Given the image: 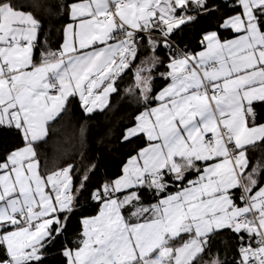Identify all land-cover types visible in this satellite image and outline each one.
I'll use <instances>...</instances> for the list:
<instances>
[{"label":"snow or ice","instance_id":"obj_1","mask_svg":"<svg viewBox=\"0 0 264 264\" xmlns=\"http://www.w3.org/2000/svg\"><path fill=\"white\" fill-rule=\"evenodd\" d=\"M228 6L232 37L206 32L189 52L175 38L210 0H58L55 48L41 18L0 0V133L20 140L0 150V264H46L81 196L99 211L81 218L64 264H264V0ZM122 91L135 108L118 140L134 147L118 175L90 189L96 164L77 183L73 163L42 162L74 103L91 119ZM225 233L232 261L213 254Z\"/></svg>","mask_w":264,"mask_h":264},{"label":"trees","instance_id":"obj_2","mask_svg":"<svg viewBox=\"0 0 264 264\" xmlns=\"http://www.w3.org/2000/svg\"><path fill=\"white\" fill-rule=\"evenodd\" d=\"M17 4L25 11H32L41 18L44 24V31L41 33V43L47 39L49 45L57 47L62 41L61 28L67 22V18L60 15L49 5L55 4L58 0H16ZM215 10L209 13H202L196 22L192 23L184 32L175 39L177 44L185 51L196 52L201 48L199 43L203 34L208 31H218L222 38L232 37V33L220 28L222 19L233 14L228 5L231 2L225 0H210ZM164 63L167 56L162 51ZM39 56V49L36 51ZM166 68L160 66L158 71L163 72ZM131 81V73L121 82V89L128 87ZM166 81L157 75L154 81V89L158 90ZM112 108L104 113H96L91 119L84 116L77 104L69 110L68 114L59 120L52 129L48 142L41 146L42 162L46 163L49 169L62 166L64 163H73L76 166L75 180L78 183L84 174V169L90 164H96L97 168L90 174L88 186L91 189L109 178L119 174L123 162L132 151L133 145L121 144L118 140L120 132L129 117L133 113L135 104L124 98L123 91L120 96L114 97ZM86 129L84 136H81V127ZM19 137L11 133H0V150H7L19 144ZM260 153L253 154L254 160ZM98 204L86 196L80 197V205L76 216L71 220L68 231L59 238V242L46 258V264H64V258L60 250L65 244L69 247L74 245L73 240L80 232V220L84 216L93 215L98 210ZM230 234L218 238L214 245L213 254L219 252L221 258L232 261L235 257L234 239L229 238Z\"/></svg>","mask_w":264,"mask_h":264},{"label":"crops","instance_id":"obj_3","mask_svg":"<svg viewBox=\"0 0 264 264\" xmlns=\"http://www.w3.org/2000/svg\"><path fill=\"white\" fill-rule=\"evenodd\" d=\"M226 2H231L232 3V0H225ZM231 38V37H230ZM230 38H228V39H230ZM163 49L164 48H161L160 50H159V55L161 56V58L163 57V54H162V51H163ZM164 54H165V51H164ZM166 55V54H165ZM167 56V55H166ZM163 59V58H162ZM167 63V62H166ZM166 63H165V65H166ZM166 70V69H165ZM164 70V71H165ZM165 84H166V82L160 87V88H158V90L157 91H159L162 87H164L165 86ZM99 211V206H98V210H97V212ZM97 212L95 213V214H93V215H89V216H84V217H90V216H94V215H96L97 214ZM80 230H81V225H80ZM73 242H74V245H75V242H76V238L73 240ZM73 245V246H74ZM72 246V247H73Z\"/></svg>","mask_w":264,"mask_h":264},{"label":"built area","instance_id":"obj_4","mask_svg":"<svg viewBox=\"0 0 264 264\" xmlns=\"http://www.w3.org/2000/svg\"><path fill=\"white\" fill-rule=\"evenodd\" d=\"M179 47H180V46H179ZM180 48H181V47H180ZM181 49H183V48H181ZM183 50H184V49H183ZM164 51H165V54L168 55V50L164 48ZM90 200H91V199H90ZM91 201H92V200H91ZM92 202L96 203L95 201H92Z\"/></svg>","mask_w":264,"mask_h":264},{"label":"rangeland","instance_id":"obj_5","mask_svg":"<svg viewBox=\"0 0 264 264\" xmlns=\"http://www.w3.org/2000/svg\"><path fill=\"white\" fill-rule=\"evenodd\" d=\"M212 31V30H211ZM208 32H210V31H208ZM201 50V48L199 49V50H197L196 52H199Z\"/></svg>","mask_w":264,"mask_h":264}]
</instances>
